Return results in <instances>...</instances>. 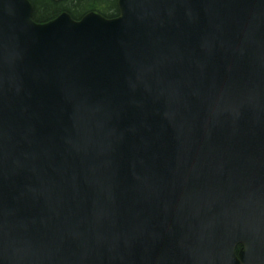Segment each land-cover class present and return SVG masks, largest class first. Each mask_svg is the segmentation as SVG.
I'll return each mask as SVG.
<instances>
[{"label": "water", "instance_id": "obj_1", "mask_svg": "<svg viewBox=\"0 0 264 264\" xmlns=\"http://www.w3.org/2000/svg\"><path fill=\"white\" fill-rule=\"evenodd\" d=\"M118 6L0 0V264H264V0Z\"/></svg>", "mask_w": 264, "mask_h": 264}, {"label": "trees", "instance_id": "obj_2", "mask_svg": "<svg viewBox=\"0 0 264 264\" xmlns=\"http://www.w3.org/2000/svg\"><path fill=\"white\" fill-rule=\"evenodd\" d=\"M35 11L34 19L46 21L60 13L69 11L73 17H81L87 11L96 9L112 17L119 14L118 0H32Z\"/></svg>", "mask_w": 264, "mask_h": 264}, {"label": "flooded vegetation", "instance_id": "obj_3", "mask_svg": "<svg viewBox=\"0 0 264 264\" xmlns=\"http://www.w3.org/2000/svg\"><path fill=\"white\" fill-rule=\"evenodd\" d=\"M31 1H32V0H31ZM32 3H33V2H32ZM33 6H34V4H33ZM34 11H35V6H34ZM62 11H63V10H62ZM62 11H61V12H62ZM61 12H60V13H61ZM58 14H59V13H58ZM58 14H57V15H58ZM57 15H55V16H57ZM55 16H54V17H55ZM33 18H34V15H33ZM52 18H53V17H52ZM77 18H80V17H77ZM35 20H36V19H35Z\"/></svg>", "mask_w": 264, "mask_h": 264}, {"label": "rangeland", "instance_id": "obj_4", "mask_svg": "<svg viewBox=\"0 0 264 264\" xmlns=\"http://www.w3.org/2000/svg\"><path fill=\"white\" fill-rule=\"evenodd\" d=\"M241 247V245H239L238 247H237V249H239Z\"/></svg>", "mask_w": 264, "mask_h": 264}]
</instances>
